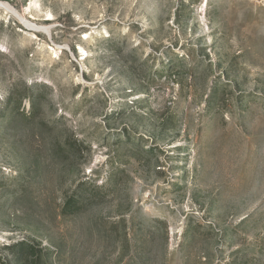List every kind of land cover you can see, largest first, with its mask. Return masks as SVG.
Returning <instances> with one entry per match:
<instances>
[{
	"label": "rangeland",
	"instance_id": "obj_1",
	"mask_svg": "<svg viewBox=\"0 0 264 264\" xmlns=\"http://www.w3.org/2000/svg\"><path fill=\"white\" fill-rule=\"evenodd\" d=\"M0 264H264V0H0Z\"/></svg>",
	"mask_w": 264,
	"mask_h": 264
},
{
	"label": "bare ground",
	"instance_id": "obj_2",
	"mask_svg": "<svg viewBox=\"0 0 264 264\" xmlns=\"http://www.w3.org/2000/svg\"><path fill=\"white\" fill-rule=\"evenodd\" d=\"M3 6H4V8H5L6 10H10V11H13V12L17 13V12H16V11L10 6V4H9V5H8V4H3ZM45 30H46V31H49V27H46Z\"/></svg>",
	"mask_w": 264,
	"mask_h": 264
},
{
	"label": "trees",
	"instance_id": "obj_3",
	"mask_svg": "<svg viewBox=\"0 0 264 264\" xmlns=\"http://www.w3.org/2000/svg\"><path fill=\"white\" fill-rule=\"evenodd\" d=\"M72 200H73L74 203L76 202V199H75V198L71 199V201H72Z\"/></svg>",
	"mask_w": 264,
	"mask_h": 264
}]
</instances>
